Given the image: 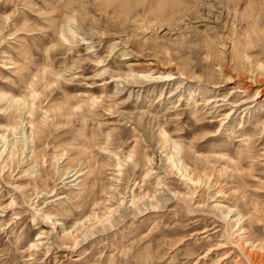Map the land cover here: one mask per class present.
Instances as JSON below:
<instances>
[{"label":"rangeland","instance_id":"374dc122","mask_svg":"<svg viewBox=\"0 0 264 264\" xmlns=\"http://www.w3.org/2000/svg\"><path fill=\"white\" fill-rule=\"evenodd\" d=\"M67 16L78 31L68 41L56 31ZM221 57L233 71L229 82L219 74ZM257 61L264 63V0H0V92L34 103L22 127L39 155L35 170L20 146L14 157L7 150L0 157V264H264L256 258L264 254V132L242 112L264 91V69L251 67ZM129 63L154 77L172 70L168 82L222 95L249 85L232 95L247 103L228 117L229 105L215 114L203 108L212 127L194 131L184 117L179 131L177 115H160L184 143L193 181L167 158L159 129L149 146L124 118L148 104L161 109L156 93L118 92ZM90 96L97 97L91 111L67 113L87 108ZM176 99L170 110L187 112ZM8 104L0 101V151L13 138ZM110 151L121 158L134 152L137 166L123 161L119 171ZM132 192L138 204L165 201L114 223Z\"/></svg>","mask_w":264,"mask_h":264},{"label":"bare ground","instance_id":"6f19581e","mask_svg":"<svg viewBox=\"0 0 264 264\" xmlns=\"http://www.w3.org/2000/svg\"><path fill=\"white\" fill-rule=\"evenodd\" d=\"M66 20H67V23L64 26L58 28L56 31L61 37L64 38V40L68 41V40H70V38L71 39L76 38L78 35V31H77L76 26H73L74 22L72 23L73 25L71 24L72 20L75 21L73 16H67ZM55 28H56V26H55ZM117 46H118V43L114 42L110 47L109 53L114 52V50L117 48ZM119 49H121V48H119ZM121 53H122L121 54L122 57H126V55L128 54V52L126 51L125 48L121 49ZM240 58H244L245 61L252 64V59H251L250 55L247 53V51H243ZM218 61H219L218 64L217 63L216 64L219 66V68H218L219 72H220L219 74L225 75V82L231 81L234 78V75H233V73H232L233 71H231L227 61L222 57ZM169 63H172V61L170 60ZM209 63L211 64V62H209ZM127 66H129V71L124 76L121 77V80L119 81L118 86H117L118 92H121L123 90L128 91V97L127 98L131 97L134 94L137 95V98H138L139 92L141 90L145 91L146 95H149L150 93H152V94L156 93L158 98H159L158 101H159V104L161 105V109L157 110L154 113L150 108L151 107L150 104H148L147 107L143 106L142 110L140 109L142 107H139V109L136 111V113H134V112L125 113L124 118L127 121H129L131 123V125H133V127H132L133 131L139 133L140 137L146 143H148L149 146H154V144L156 142V132L159 129V134L163 138V142L165 143L164 145L166 146V149L168 146L170 148V151L167 153V158L169 159V161H171L172 165L178 171H181V174L183 176H186V178L188 180L193 181L187 167L184 165V160H183V157L185 155L184 143L180 139H177V137H174L173 136L174 134L173 135L169 134L166 127L163 126L164 123H163V121H161V119H162L161 116L177 115L178 120L173 119L172 122L176 125V127L179 129V131L181 130L180 126H181V122H182V120L180 122V118L184 119V117L189 118V120H190L189 122L192 125L194 131L201 130V129H204L207 127H212L214 125V123L212 122L213 119H211V121H205L204 120L205 114H203V112H202L203 108H205L207 106L208 113L215 114L217 112L222 111V110H220V108L222 106L225 107V106L229 105V112L225 113V115H226L225 117H228L230 112H232V111L235 112L239 105H242L243 103H247L245 99L242 100V102H239L240 104L237 103L236 99L234 100L233 98H231V97H233L232 95L234 93L241 92V91L246 93L247 91H249V85H243L242 83H238L236 85L229 87L227 89V92L222 95L219 93L220 91L218 92V90H216V89H211L209 87H203L200 84H197L196 86H192V84L190 86H182V84H181L182 82L180 80H177L174 82H168V80L173 79L172 78V74H173L172 70H170L168 72L160 73V75H158V77H154L151 74H145V73H142L141 71L137 70V68H135V64H133V63H129ZM251 67H255V69H259V68L264 69V63L261 61H257L256 65H254V66L251 65ZM252 71H254V68H252ZM178 73L183 75L185 73L184 68H180ZM24 83H25L24 85H26V87L30 86V91H28L30 93V95H32V96L36 95V90L34 88V84H35L34 80L30 81V82L27 80ZM120 84H121V87L119 86ZM186 90H187L188 94L184 95ZM198 96H200L199 97L201 99L200 101L204 104L203 107L200 106L201 104H200V101H198V98H197ZM261 96H262V99L258 100V98H260ZM174 97L177 98L176 99L177 102L181 101V99L185 100L186 106L189 107L187 112L185 110H178V111L177 110H173V111L170 110L169 103H172V100H174ZM2 100L9 101V104L7 107H14L13 108L14 111L11 112L9 118H10V121L11 120L12 121L15 120V121H13L12 125L10 126V128L13 130V138L10 139L9 141H6V143L4 142L3 149L0 151V157L4 154V151L6 152V150H7L6 155L8 158L14 157L16 155V148L20 146L23 153H25L26 159L30 161V164L32 163V165L30 166V169L35 170L36 167L39 166V164H38L39 155L36 152L35 138L33 136L28 137V135H26V132L24 131V128L22 127V123L24 121L23 118L25 117L24 115L26 113H28L30 116L33 115L34 103L30 102L26 98V96L16 97V95H7V94H5V92L1 91L0 92V101H2ZM86 100H87V104H86L87 108L82 107L81 104H77L76 108H70L67 111V113L75 115L76 113H78L77 109H81L82 112L85 110L91 111V108H93V106H95L97 104V97L90 96ZM220 100L225 101V102L218 104V102ZM249 101H256V103L254 106L248 105V106L244 107L242 112L245 111L246 115H248V117H247L248 123H250L251 125H254L255 127H258L259 125H261L259 129L261 130V133H263L264 132V113H263L264 112V91L262 92L261 90L257 89L255 92V97H253ZM173 104H172V107H174ZM59 109L63 110V108H61V107H59ZM63 112L65 113L66 111L63 110ZM63 112H62V114H63ZM214 116L216 117L217 115H213V117ZM228 121H229V125H232V123H234L235 118H234L233 114H232V116L229 117ZM29 124L31 127L34 126L32 121H30ZM188 131L191 133V130H188ZM244 135L245 134H242V136H244ZM245 139H246V135H245V137H242V138L238 139L237 141H239V140L244 141ZM81 152L82 151H80V153ZM110 152H112L114 155L117 156V160H116L117 162H115V163L118 166L119 171H121L120 168L123 166V161H125V162L130 161L131 167H133V168H135L137 166V162L135 159V153L134 152H132V151L128 152L127 154L124 155V158H121V156H119V154L117 152H113V151H110ZM61 158L62 157H60L59 159H61ZM148 160L151 161V158ZM87 162H85V163H87ZM74 170L75 169H73L71 171H74ZM80 170L81 169L76 170L73 174H71V176H74L76 174V177L73 180L77 179L78 176L81 175V174L77 175V173ZM92 171H90V172H92ZM130 197L131 198L129 201L131 202V205L125 206L123 208V210L119 214V217L117 219H115L114 223H117L119 220H122V218L127 217L129 214H133V215L139 214L140 212H142L144 210L143 207H145V209L148 208L149 206L154 207L158 201H162V200L165 201L164 197L159 196L157 200H147V201H144L142 204H138L137 203L138 201L136 202V200H135L136 194L134 192H132L130 194ZM229 214H230V211L223 213V215L226 219H228L227 217L229 216ZM90 217H91V215L85 217L84 221L87 219H90ZM84 221H82V222H84ZM238 222H239V218H237V219L234 218L233 220H230L231 225H235L234 223H238ZM248 253H250V252H248ZM252 254H254V253H252ZM254 256L255 255H253L252 257H254ZM256 258L258 259V263H262L264 260V254L257 255Z\"/></svg>","mask_w":264,"mask_h":264}]
</instances>
